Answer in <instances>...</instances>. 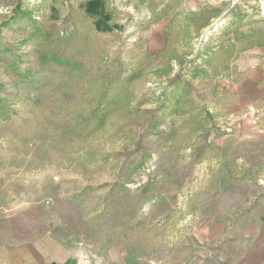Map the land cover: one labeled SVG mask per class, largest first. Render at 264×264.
<instances>
[{"label": "rangeland", "instance_id": "374dc122", "mask_svg": "<svg viewBox=\"0 0 264 264\" xmlns=\"http://www.w3.org/2000/svg\"><path fill=\"white\" fill-rule=\"evenodd\" d=\"M263 200L264 0H0V264H204Z\"/></svg>", "mask_w": 264, "mask_h": 264}, {"label": "crops", "instance_id": "0c3cea01", "mask_svg": "<svg viewBox=\"0 0 264 264\" xmlns=\"http://www.w3.org/2000/svg\"><path fill=\"white\" fill-rule=\"evenodd\" d=\"M264 200L251 209L248 219L225 224L223 236L228 237L222 244L223 254L216 261L204 264H264ZM242 216V214H240ZM232 226V227H231ZM229 230L234 236H228ZM200 239L205 234L197 231ZM208 235H212L208 234ZM39 252V251H38ZM37 261H46L45 253L36 257Z\"/></svg>", "mask_w": 264, "mask_h": 264}]
</instances>
